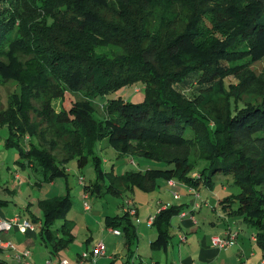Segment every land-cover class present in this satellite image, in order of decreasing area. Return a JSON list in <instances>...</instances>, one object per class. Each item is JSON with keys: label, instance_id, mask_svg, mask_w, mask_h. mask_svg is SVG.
Returning a JSON list of instances; mask_svg holds the SVG:
<instances>
[{"label": "trees", "instance_id": "1", "mask_svg": "<svg viewBox=\"0 0 264 264\" xmlns=\"http://www.w3.org/2000/svg\"><path fill=\"white\" fill-rule=\"evenodd\" d=\"M0 58V71L17 82L0 107L7 144L32 167L37 160L45 182L66 175L61 163L71 158L78 166L92 158L96 182L83 191L97 195L151 191L159 179L211 187L214 175H232L240 192L220 205L256 229L264 259V67L260 75L248 67L264 60V0H0ZM229 74L238 76L236 85L220 89L218 80ZM137 82L144 101L111 98L106 115L95 117L91 98ZM182 85L198 93L188 96ZM67 91L88 100H74L53 117L51 104ZM35 103L39 123L26 113ZM25 133L30 149L21 148ZM104 139L119 156L163 165L109 172L94 153ZM68 195L38 199L41 215L29 218L40 220L38 239L53 255L75 238ZM234 200L237 207L228 210ZM186 208L170 205L147 218L156 231L152 250H168L171 219ZM134 211L103 219L122 235L126 262L138 242Z\"/></svg>", "mask_w": 264, "mask_h": 264}, {"label": "rangeland", "instance_id": "2", "mask_svg": "<svg viewBox=\"0 0 264 264\" xmlns=\"http://www.w3.org/2000/svg\"><path fill=\"white\" fill-rule=\"evenodd\" d=\"M1 60L2 59L0 58V61ZM248 60V57L243 59H236L233 63L241 64ZM3 61L5 64L8 62V60L6 59H3ZM223 64L226 63L223 61ZM3 65L4 64L0 65V69ZM248 67L254 70L256 74L260 75L263 71L264 60L262 59L254 63H250ZM218 81L220 83H224V85H219L220 89H224L229 85H236L235 83L238 81V76L229 74ZM16 85L17 82L15 80H13L12 78H8L6 74H3L0 71L1 109H5V107L7 106L8 96H10L13 91L17 89ZM192 85L196 86L197 83H195V81H192ZM193 86L189 87V85H182L181 87H183V91L184 93H186V95L191 96L198 93V90H194L191 88ZM207 86V84L199 86L200 91L202 90V88H205ZM117 97H120L122 100L131 103L142 102L145 98L144 86L141 82H137L127 86H123L118 91L109 93L107 95L94 96L93 98H91L90 103L95 109V117L97 119H102L106 115V105H104L106 101L111 98ZM245 98L246 97L244 94V96H242L240 100ZM74 100L87 101L88 99L80 92L67 91L64 99L54 100L51 104L53 117L61 112L60 110L63 108V106H68ZM40 109L41 104L35 103L33 104V107L26 112L30 117V122L39 123V120L42 119L41 116H39L40 114H38ZM8 138V126L5 122L0 121V201L4 202L3 204L0 203V210H2V212L10 214H26V212H29L28 209L30 208L33 213L40 216L41 212L37 206L38 199L56 195H63L67 192L71 200V207L66 218L67 220L74 223L73 230L77 243V240H83L85 237L89 236L90 232H92L94 237L99 234L101 232V228L103 227L102 220L104 216L122 214V205L124 204V198L126 196H131L137 202L139 216L142 219L146 218L149 214H152L156 211V209L160 206L156 203V201L158 200V198H160L167 200L166 202L169 203V206L187 204V217L190 216V211V213H192L193 219L196 221V224H193V226L181 225V227L183 231H185L186 236H188L189 243H192L194 247L197 240L201 239L202 236L219 234L228 225L236 226L237 231L240 235V237L238 236L239 240H236L234 244L227 246L225 249H222V252L219 251L221 252L220 255L223 256L222 258H219L220 260L217 262V264H236V261L238 262V258H243L245 259V261L248 260L249 264H260V260L262 259V251L260 245L256 241H250L248 239V237H250L251 235H256V229L248 226L243 221L241 216H231L228 214H224V217H227V221H222V219L217 217V214L212 209V205L214 203H218L216 204L217 209L221 210L222 208L220 202H218L216 198L223 199L227 195L237 194L238 192H240V188L236 183H234L232 175L216 174L212 178L213 184L211 187H207L203 183L199 185V187L197 188L199 197L195 199V201L200 206L199 209L193 208L195 203L194 197L193 194L189 192L187 186V189L184 187V185L178 183V185H173V187L168 186L165 183L166 181L160 179L157 181L158 186H156L151 191L143 192L137 188H134L133 192H126L122 195H115L111 192H102L97 195L94 192L92 194H89V197L87 199H84L83 184L96 182V165H94L92 158L82 166H78L76 158H71L63 161L61 164H63L66 175L54 177V179L52 180L54 185L50 186L49 182L44 181L45 175L38 169L37 160L32 158V163L34 164V166L32 167L27 157H23L20 154L19 148L16 145L7 144ZM30 146V135L25 133L23 136V144L21 145V148L30 149ZM94 153L96 154L95 156H98L99 160H101L102 166L105 170L111 172V167L114 166L113 170L116 174L121 173L125 170H133V168L142 169L138 166V164H140V166L145 165V167L163 165L162 162H158L155 160H145L136 156H119L113 146L110 145L106 139L100 140L95 144ZM223 186L227 188V191H222ZM186 191H188L189 194H186ZM179 196H181V199H174V197ZM204 200H207V202L210 204L209 207L204 206ZM84 201H86L90 206L89 210L83 209ZM29 203L31 205H29ZM229 204L231 205V207L227 206L226 208L228 210L230 208H236L238 203L236 202V200H234L233 202H229ZM192 210L194 211L191 212ZM99 213H101V216H98ZM211 221H213L215 225H211ZM61 223L62 221H56L55 227H59ZM180 224L181 222L178 221L177 218L172 219L170 226V233L172 234V237L168 248H170L172 244H176L177 239H175V233L177 232L176 230H178V228L180 227ZM136 226L138 232V252L142 255V258L146 261H149L150 258L154 259L159 257L158 259L160 264H171L170 257H166L163 251L152 250L150 247V240H154L156 236L154 227H150L149 234H147L143 229H141V225L136 224ZM106 230L108 229L106 228ZM110 235L116 238V246H118V242H123L122 236L114 234ZM194 236L196 238L194 239V242H192L191 238H193ZM243 243L245 244V247L243 249H240V246H242ZM62 251H64L63 253H66L67 250L64 249ZM193 251H195L193 253L197 257L199 254V250L196 248ZM252 251L256 252V255L254 257L250 256V253ZM226 255L230 256L224 257ZM242 262L239 263L247 264ZM137 263L138 260H129L128 262H126V258L124 257L115 259V264Z\"/></svg>", "mask_w": 264, "mask_h": 264}, {"label": "crops", "instance_id": "3", "mask_svg": "<svg viewBox=\"0 0 264 264\" xmlns=\"http://www.w3.org/2000/svg\"><path fill=\"white\" fill-rule=\"evenodd\" d=\"M141 167H143V165ZM165 183L167 184V181ZM176 184L177 183H175V185ZM178 184H181V183H178ZM49 185L53 186L54 183L51 181L49 182ZM184 187L186 188V185H184ZM222 191H227V188L223 186ZM84 192L85 191H83V193ZM186 194H189V192L186 191ZM174 199H181V196L174 197ZM216 200H218L219 202L221 199L216 198ZM166 201L167 200L158 198L156 203L160 206L152 214L154 215L156 212L159 211V209L169 207V203ZM216 204L218 203H214L212 205V209L217 214V217L221 218L222 221H227V217H224L225 212L223 208H221V210L217 209ZM29 205L31 204L29 203ZM204 206L206 207L210 206L207 200H204ZM122 208H123L122 209L123 212L129 210V208L135 209L136 215L132 217L133 220L135 221L136 224L141 225L142 226L141 229H143L147 234H149V231H150L149 228L151 226H149L147 222V218L151 216L152 214H149L146 218L142 219L139 216L137 202L131 196H126L124 198V204L122 205ZM196 208L199 209L200 206ZM187 209L188 208H186L187 214L185 216L180 217L176 215L172 217V219L177 218V220L180 221L181 224L179 225L180 227L178 228V230H176L177 232L175 233V239H177V242L176 244H172L171 247L168 248L166 252H164L165 256L170 257L171 264H217V262L220 260L219 258H222L223 256V255H220V253L222 252V249H219L212 245L211 237L215 235L223 236L224 233L230 228L237 230L236 226L228 225L219 234L204 235L202 236L201 239L197 240L196 245L194 247L192 243H189L188 236H186L185 231H183L181 227V225L193 226V224H196V221L193 219L192 213H189L190 216L187 217L188 215ZM28 211L29 212H26V214L25 213L24 214H21V213L10 214V213H4L2 212V210H0V217L7 219L12 216L18 215L22 219L29 220V218H31V214H34V215L36 214L33 213L30 210V208L28 209ZM98 216H101V213H99ZM135 218H137L139 221L137 222ZM172 219H171V222H172ZM39 223H40V220L38 219L36 222V225ZM102 223H103V227L101 228V232L97 234L95 237L93 236L92 232H90L89 236L85 237L83 240H77V243L75 240L76 238H74L73 242L65 249L67 250L66 253H63L64 251L61 250L57 255L50 254L48 252V248L38 239V236H37L38 229L36 228L35 224H34L33 229H26L25 231H22L21 229H19L18 226H14L8 231H0V243L7 242V243H11L14 246V248H7V247H3L0 245V264H25V260H27L29 264H59L60 259H67L71 264H80L79 260H80L81 253L84 252L85 250L91 251L93 247L95 246V244L99 241H102L105 245V254L103 256L97 257L94 262L90 260L89 258L84 259L83 263L81 264H115L116 258L119 259L123 257L126 258L127 260V255H126L125 247L123 244L124 242H121V243L118 242V246H116L115 244L116 238L110 235L114 233L110 232L109 230H106L103 220H102ZM210 223L211 225H215L213 221H211ZM73 233H74V230H73ZM114 235L122 236L120 233L114 234ZM238 236L240 237L239 234ZM239 237L237 238V241L239 240ZM195 238H196L195 236L191 238V241L194 242ZM248 239L252 241L251 236L248 237ZM244 247H245V244L243 243L242 246H240V249H243ZM196 248L199 250V254L197 257L193 253L195 252L193 250H195ZM25 251H28L27 256H25L24 254ZM17 255H21V258L18 259ZM255 255H256L255 251H252L250 253L251 257L252 256L254 257ZM228 256L230 255H226L224 257H228ZM53 258H56V259H53ZM158 258H154V259L150 258L149 261L144 260L142 258V255L138 252V245H137V248L135 249L131 260H138L137 264H148V262L150 261L159 262ZM239 262L249 264V261L248 260L245 261V259L243 258L241 259L238 258V262L236 261V264H240ZM158 264H160V262Z\"/></svg>", "mask_w": 264, "mask_h": 264}, {"label": "built area", "instance_id": "4", "mask_svg": "<svg viewBox=\"0 0 264 264\" xmlns=\"http://www.w3.org/2000/svg\"><path fill=\"white\" fill-rule=\"evenodd\" d=\"M175 181L174 180H168L167 184L169 186H173L175 185ZM189 192H191L193 194L194 200L197 199L199 197V193L197 192V190L193 187H188ZM89 197L88 193H83V198L87 199ZM194 208L199 207V204L195 201L194 203ZM83 209L84 210H89L90 206L88 205V203L86 201L83 202ZM134 209L133 208H129V213L130 214H134ZM187 214L186 211H181L178 216L183 217ZM148 224L151 223V217L147 220ZM14 226H18L19 229H21L22 231H25L26 229H33L34 225L27 219H22L20 216L15 215L12 216L10 218L4 219L2 217H0V231H8L10 230L12 227ZM108 230L114 234H118V230L117 229H113L111 227L108 228ZM238 238V231H236L235 229H228L223 236H219V235H215L211 237V243L213 246L219 248V249H224L227 246H230L232 244L235 243V241ZM252 240L255 241L256 240V236L252 235L251 236ZM1 246L3 247H7V248H14V246L11 243H7V242H3L0 243ZM25 256L28 255V251L24 252ZM105 254V245L102 241H99L95 244V246L93 247V249L91 251H84L81 253L80 255V260L79 263H83L84 259H90L93 262L95 261V259L99 256H103ZM17 258L20 259L21 255H17ZM25 264H29V262L27 260H25ZM59 264H71L67 259H60ZM260 264H264V259L262 258L260 260Z\"/></svg>", "mask_w": 264, "mask_h": 264}, {"label": "clouds", "instance_id": "5", "mask_svg": "<svg viewBox=\"0 0 264 264\" xmlns=\"http://www.w3.org/2000/svg\"><path fill=\"white\" fill-rule=\"evenodd\" d=\"M197 190V189H196ZM86 193V192H85ZM89 195V194H88ZM195 201V200H194ZM194 208V207H193ZM187 212V211H186ZM190 213V212H189ZM34 225V224H33ZM109 228V227H108ZM232 229V228H231ZM237 231V230H236ZM239 234V233H238ZM252 236V235H251ZM256 236V235H255ZM253 241V240H252ZM256 241V240H255ZM236 242V241H235Z\"/></svg>", "mask_w": 264, "mask_h": 264}]
</instances>
